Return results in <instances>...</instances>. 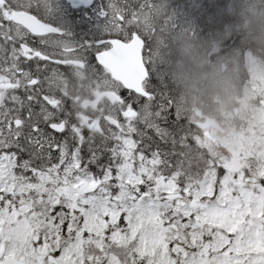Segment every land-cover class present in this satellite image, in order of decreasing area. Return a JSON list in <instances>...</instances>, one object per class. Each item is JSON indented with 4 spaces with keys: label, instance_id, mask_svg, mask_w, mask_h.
I'll use <instances>...</instances> for the list:
<instances>
[{
    "label": "snow or ice",
    "instance_id": "1",
    "mask_svg": "<svg viewBox=\"0 0 264 264\" xmlns=\"http://www.w3.org/2000/svg\"><path fill=\"white\" fill-rule=\"evenodd\" d=\"M156 6L186 31L223 21L218 0H0V264H264V153L185 162Z\"/></svg>",
    "mask_w": 264,
    "mask_h": 264
},
{
    "label": "rangeland",
    "instance_id": "2",
    "mask_svg": "<svg viewBox=\"0 0 264 264\" xmlns=\"http://www.w3.org/2000/svg\"><path fill=\"white\" fill-rule=\"evenodd\" d=\"M257 1L259 0H234L235 4L233 9H237L240 12L237 17L242 18L245 24L248 23L251 16L254 17L253 14L257 11V7L255 6ZM156 2L159 5L160 0H156ZM218 2L223 3V21L216 25V31L213 34L194 38L190 46L187 47L189 53L183 64L190 60L191 67H203L208 62H211V60H215V62L212 61L211 69L208 71V76L199 94L209 95L210 102L215 104V107L211 109L213 111L217 110L220 115H222L221 110L227 109V114L225 115L227 118V127L223 130V139L220 144L226 150L227 156L232 159L241 156L258 155L264 153V105L260 104L261 101L264 103V61L257 58L253 53L236 52L229 56L228 54L221 56L215 52L216 43L213 49L210 50L212 53L210 60L204 58V52H199L201 47L200 43L204 39L214 40L215 42L220 41L222 38L226 40L230 37V24L226 29L221 30V27L224 25L227 26L228 20L231 19L232 6H229L228 0H218ZM96 3L98 4V0H96ZM168 3H175V0H168ZM245 10L249 12V15H245ZM169 13H171L170 8L156 6L150 9V15L146 14L141 17V22L146 23L148 21L149 25H152L157 23V20L166 18L163 15ZM84 15L85 19L90 21L86 17L91 16V14L85 13ZM77 20L79 24V18ZM89 25L90 23L76 27V36L79 31H83V33H80V37H76L77 39H87L90 36L91 33L85 31V27H90ZM257 42L258 44H264V38L257 39L256 44ZM153 59L156 64L158 61H160V64L162 63L160 56L159 59L157 56L156 58L153 57ZM72 80L76 84L75 77H72ZM214 98L218 102H214ZM242 113L248 114L252 118L259 117L261 120L259 126L253 128L248 123L241 131L233 132L230 129V123L240 121ZM260 126H262L260 128L261 134L257 135V130ZM241 132H244V135Z\"/></svg>",
    "mask_w": 264,
    "mask_h": 264
},
{
    "label": "flooded vegetation",
    "instance_id": "3",
    "mask_svg": "<svg viewBox=\"0 0 264 264\" xmlns=\"http://www.w3.org/2000/svg\"><path fill=\"white\" fill-rule=\"evenodd\" d=\"M98 4H100V0H98ZM163 17L166 18L157 20L155 24L149 25L148 21L146 23L142 21V24H144L146 34L152 41L153 57L156 58L157 56L159 59L160 56V60H162L161 64L160 61L157 62V66L167 78L169 88L171 89L172 81L179 80L182 82L183 91H187L193 88L192 78L197 70V67H191L190 60L183 64L189 53L187 47L190 46L195 37L207 35L199 32V30L186 31L183 27V21L179 18H172L171 13L163 15ZM86 18L92 20L91 16ZM174 25L176 26L174 27ZM89 26L91 27V24ZM90 27H85V31L90 32ZM80 33L83 31H79L76 37H80ZM216 43L222 45L224 41H216ZM200 44L199 52H204L205 58L210 60L212 53L209 47L213 44V40H203ZM71 76L75 77L76 84H74ZM70 89L72 90L70 91ZM68 91L71 96L78 97L73 102L76 109L86 110L89 114L93 113L96 102L93 97L99 98L97 89L93 82L79 69L69 71ZM172 96L176 111L183 121V127L187 134V143L181 149L185 162L192 168H204L208 159L220 155L227 156L226 150L220 144L223 139V130L227 127V118L225 117L227 109L221 110L222 115L217 110L213 111L211 109L213 104L208 100L210 96L205 94L181 92L172 93ZM197 100L200 106L199 110L196 109ZM208 118L215 119L218 126L204 127L203 125ZM259 134H261L260 131Z\"/></svg>",
    "mask_w": 264,
    "mask_h": 264
},
{
    "label": "trees",
    "instance_id": "4",
    "mask_svg": "<svg viewBox=\"0 0 264 264\" xmlns=\"http://www.w3.org/2000/svg\"><path fill=\"white\" fill-rule=\"evenodd\" d=\"M188 2V0H186ZM229 6L231 5V19L228 20L227 26L224 25L221 27V30L226 29V27L231 26V34L226 42L222 45L216 47L215 52L218 54H228L232 55L233 53H253L257 58L264 61V44H256V40L259 38H264V0H259L256 2L257 11L253 14L254 17H250L247 24H245L242 18L237 16L240 12L236 9H233L235 4L234 0H228ZM241 2V1H240ZM223 5L222 2H220ZM244 12V10H243ZM245 15H249V12L245 10ZM237 18V19H236ZM224 27V28H223ZM208 72L203 70L202 73L197 71L195 75L196 79V92L199 93L202 91L204 82ZM172 86V85H171ZM216 93V89H215ZM244 119H247L244 123L240 124L245 128L248 123L254 126V121L252 117L248 114H242ZM237 129H242L239 125H235Z\"/></svg>",
    "mask_w": 264,
    "mask_h": 264
},
{
    "label": "water",
    "instance_id": "5",
    "mask_svg": "<svg viewBox=\"0 0 264 264\" xmlns=\"http://www.w3.org/2000/svg\"><path fill=\"white\" fill-rule=\"evenodd\" d=\"M210 125L216 126V123L213 120H207L206 123L203 126L204 127H208Z\"/></svg>",
    "mask_w": 264,
    "mask_h": 264
}]
</instances>
